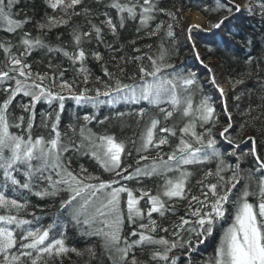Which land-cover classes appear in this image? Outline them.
I'll list each match as a JSON object with an SVG mask.
<instances>
[{"label": "snow or ice", "instance_id": "snow-or-ice-1", "mask_svg": "<svg viewBox=\"0 0 264 264\" xmlns=\"http://www.w3.org/2000/svg\"><path fill=\"white\" fill-rule=\"evenodd\" d=\"M19 3L20 0H0V22L7 25L6 31L17 41L0 43L3 53L0 94L4 97L0 100V264H56L58 257L70 251L82 255L66 244L69 227L82 237L98 238L102 253H107L111 264H177L173 250H181L188 264H192L191 257L214 233L219 234V240L204 264H264V156L258 152V147H264L259 144L264 138V126L244 141L251 148L242 151L232 133L246 125L233 123L227 101L221 99L228 123L218 133V142L214 135L220 123L216 97L206 88L211 87L222 98L227 93L218 86L214 75L200 81L194 71L168 62L180 47L174 24L165 26L161 21L150 33L161 38L158 55H140L141 50H135L137 54L132 62L140 63L137 73L128 77L131 83H125L105 65L102 71L106 79L96 77L103 91L100 87H87L91 77L86 66L88 57L102 63L101 45L110 52L118 50L107 41L108 32L115 37L118 29L136 20H139V32L161 14L178 21L176 11H166L161 6L163 0H108L107 3L93 0V4L87 0H46L47 7L60 15H45L37 24L43 35L33 36L25 30L31 18H13L18 15L14 9ZM101 6L105 11H100ZM113 10L116 19L111 14ZM204 10L215 13L217 18L207 30L189 25L185 36L193 56L201 64L203 59L195 50L194 32H206L209 44L229 52L235 51L231 45L237 42V37L243 40L240 50L255 44L254 35L249 38L244 34V28L251 27L244 20H258L264 27V0H248L244 5L235 0H212L211 7L205 5ZM101 16L104 19L99 24L93 22ZM75 18H83L84 23L74 22ZM61 26L69 28L70 40L65 43L60 33L53 44L47 34ZM93 42L96 49L84 47ZM33 52L48 58L53 84L57 76L60 81L58 90L45 86L47 73H33L28 62ZM61 56L77 75H83L82 90L74 91L75 79L65 80L67 69L53 63ZM120 59L126 61L123 56ZM145 59L148 66L143 64ZM245 63L259 66L260 74L264 75V57L258 60L248 52ZM118 71L123 73L124 68ZM255 74L253 67L248 76ZM244 83L243 79H235L234 89ZM258 84L264 93V81ZM194 94L201 96L195 105ZM19 96L27 98V102L18 105L22 114L16 116L11 109ZM66 99L85 109L128 107V113L117 110L116 118L135 116L140 131L126 139L115 133L96 134L88 125L94 121L105 124L111 117L98 120L95 112L86 110L82 117L75 116L76 123L67 125L71 136L67 131L62 133L60 125ZM240 99L239 95L235 96L237 103ZM261 101L264 102V96ZM41 102L48 104L51 111L40 114V126L46 134L34 135L36 106ZM142 103L153 110L151 114L148 108L139 107ZM251 113L249 108L247 114ZM253 119L259 122L258 118ZM13 128L17 132L11 131ZM221 144L227 148L222 150ZM129 145L138 156L134 169L122 162L123 156L132 155ZM162 146H169L171 151L162 152ZM150 151L157 152L151 160L144 154ZM229 157L234 163H228ZM80 158L94 161L104 173L115 178L104 180L89 173L83 164L78 171L72 170L73 159ZM248 158L252 159V165L244 168ZM213 164L214 168L210 167ZM197 174L201 178L192 184ZM147 180L153 181V188L145 186ZM193 187L198 194H193ZM32 197L59 199V215L47 226L40 224L41 217L34 212L32 219L22 218L21 214L29 207H37L30 203ZM184 200L188 201L184 215L165 226L163 221L167 216L177 214L174 202ZM126 224L130 230L125 236ZM138 248L147 251L146 262L136 256ZM86 251L95 255L91 248Z\"/></svg>", "mask_w": 264, "mask_h": 264}, {"label": "trees", "instance_id": "trees-1", "mask_svg": "<svg viewBox=\"0 0 264 264\" xmlns=\"http://www.w3.org/2000/svg\"><path fill=\"white\" fill-rule=\"evenodd\" d=\"M248 2V0H235L237 4L242 5L244 2ZM105 3L108 0H104ZM135 2V0H133ZM88 4H93V0H87ZM199 5V7L194 6ZM205 5L211 7L212 0H163L162 7L165 8L166 11H176L177 16L179 17L178 21H173L169 19L166 15H159L154 21L149 22V26L146 29H142L139 32L137 31L140 28L139 20L129 21L127 26L123 29H118L115 37L112 36L110 32L106 34V39L109 43H111L118 50L116 52H110L106 47L101 45L99 47V51L104 57V61L97 62L88 57V61L86 66L91 71V77L87 87L96 88L100 87L103 91L102 84H98L96 81V77H101L102 80L106 79L103 75L102 67L107 66L111 72L114 73L115 76H119L125 83H131L128 77H131L137 73V65L140 63L132 62V57L136 55V49H140V55H153L154 57L158 55V46L161 44L160 37L150 36V33L156 29V25L161 21L164 22L166 26L169 23L174 24V31L177 34V43H179L180 47L173 58L168 61L172 64L182 65L183 68H187L189 71H194L200 81H204L206 78H210L214 75L217 79L218 86L222 85L223 81H226L230 87L224 88L225 93H227L226 97H221L218 92H214L211 87H207L206 91L208 93L213 94L216 97V113L220 120L218 126L214 129V135L217 136L219 142L218 133L223 130L224 127L227 126V119L224 116L221 106V99H226L228 104V112L232 116L233 123L235 125H246L245 127H237L236 131L232 133L233 136L237 138V141L241 144L242 151H248L251 148V144H245L244 141L249 137L256 134V130L260 127L264 126V102L261 101V96H264L259 90L258 81H264V75L260 74L259 66H248L245 63V59L248 55V52H251L252 56L256 59H261L264 57V27L258 22V20L248 21L244 20L243 23L251 24V27L244 28V34L249 38L255 36V44L251 48H245L244 50H240L243 47V40L241 37H237L231 47L235 49V51L224 52L223 50H218L212 44L208 43V37L206 32H194L193 36L195 39V50L199 52L200 58L203 59V64L199 63L198 59L193 56V49L189 45L188 41L185 39L187 28L190 25V21L185 16V12L188 10L198 11L204 18L206 19V25L202 28L208 29L210 22L214 21L217 17L215 13L206 12L204 10ZM95 7V5H93ZM80 11V9H77ZM100 11H105L103 6L100 7ZM14 12L18 15H14V19H23L25 16L31 18V22L25 26V30L29 31L33 36L43 35L40 30L37 28V24L42 21V18L47 16H59L60 13L56 12L46 5V0H20V3L14 9ZM113 18L116 19V13L113 10L111 12ZM104 19V17L94 18L93 22L96 24L100 23V20ZM74 22L83 24V18H75ZM232 23H237V21H233ZM7 25L3 22H0V43L4 41H11L12 43H17L15 37L12 34H9L6 31ZM235 30V29H234ZM166 31V27L164 29ZM60 33H63V41L67 43L70 40L69 28L65 26H61L58 29H53L51 32H48V39L55 44L56 36ZM162 35V34H161ZM166 39V38H165ZM219 39V36L216 37ZM151 46V48L149 47ZM84 47L86 49H96V45L93 42L91 45L85 44ZM13 51H16L15 49ZM71 51V48H69ZM213 52V55H209V52ZM123 56L126 58L125 60L120 59ZM0 59H3V53L0 52ZM28 62L32 65L33 73L39 72L41 75L47 73V79L44 81L45 86L51 87L54 90H58L56 87L60 81L57 76L55 85L53 84V73L48 69V58L43 56V53L33 52ZM54 64H61L65 71V80L72 81L75 79L76 87L74 91L82 90L85 85L82 83L83 75H77L70 67L69 62L66 58L58 57ZM145 66L149 65V61L145 59L143 61ZM204 65L208 67L205 68ZM120 67L124 68V72L121 73L118 71ZM253 67L256 68V74L252 75L250 78L248 73L252 72ZM235 79H243L245 83L241 86H236L234 89ZM239 95L241 97L240 101L237 103L235 101V96ZM4 97L0 94V100ZM201 96L199 94L193 95V103L198 104ZM21 102H27V98L23 96L17 97L14 102V107L11 109L14 115H21V111L18 105ZM139 107H145L149 109V112L153 111L146 103H142ZM249 108L252 109L251 115H248ZM86 110H90L95 112L98 117V120H102L105 116H110L111 119L105 124H100L96 121L92 122L88 125V127L92 130V132L96 134H103L105 132L115 133L121 139H126L128 137H133L137 134L140 129L137 127L135 116L125 115L122 120H118L116 118V111H123L128 113L130 109L128 107L115 106V110H110L107 106H101L100 109H91L90 106L88 109L84 107L78 108L75 102L71 99H66L65 101V111L61 117V132L67 131L69 136L72 135L70 129L67 128L69 123H76L75 116L78 114L79 116H83ZM51 111L49 105L46 103H39L36 106V121L33 130L34 135L46 134L42 126H40V114L42 112ZM147 118V117H146ZM253 118H258L259 122H255ZM177 120L179 117L176 118ZM175 122V121H173ZM182 126V125H181ZM13 132H17V129H11ZM239 134V135H237ZM77 143L79 142V130L77 128L76 132ZM175 141H173V146ZM259 144L264 145V138H261ZM227 148L225 144H221V149L224 150ZM129 149L132 151V155L123 156L122 162L125 166L131 164L133 169L136 167V160L138 156L134 149H131V145H129ZM171 151L169 146H162V152L167 153ZM227 151H231V149H227ZM258 152L262 156H264V147H258ZM148 156L149 160L157 155L156 151H150L144 153ZM228 163H234L231 157L228 158ZM83 164L85 168L88 169V172L100 176L104 180L114 179L115 177L109 176V174L104 173L103 170L96 165V163L87 158L73 159L71 164L72 170H79V165ZM252 165V159L248 158L243 163L244 168H249ZM210 167L214 168V164L210 165ZM131 170V169H130ZM201 177L199 174L195 176L192 180V184H195L196 180H199ZM130 187L136 186L134 184H130ZM145 186L147 188H153L154 183L152 180L145 181ZM193 194H198L197 189L193 187ZM126 199V197H125ZM59 199H47L40 200L39 198L32 197L30 198V203L32 205H36L37 207H29L26 213H22V218L32 219V213L34 212L36 216L41 217L40 224L43 226H47L50 224L56 217L59 215L57 211V207L59 205ZM141 204H144V201H141ZM188 201H175L173 207L177 210L176 215H169L167 219L163 221L165 226H168L172 222L178 221L181 216L184 215V209L187 207ZM160 222V218L156 215L153 217ZM227 225H225L226 227ZM129 227L126 224L123 230V235H127L129 232ZM160 235H164V233H160ZM219 240V234L214 233V237H209L208 240L200 245L198 251L191 257L192 264H204V262L213 255L214 248L216 243ZM66 244L69 248H75L77 251L81 252L82 255H77L74 252H68L57 258L56 264H111V261L107 258V253H102L101 242L98 238L95 237H82L79 235L78 231L69 227L67 231V240ZM91 248L95 255H91L86 249ZM136 256L142 260L147 261L148 255L147 251H141L139 248L135 250ZM173 254L178 258L177 264H188L185 259L184 254L181 250H173Z\"/></svg>", "mask_w": 264, "mask_h": 264}, {"label": "rangeland", "instance_id": "rangeland-1", "mask_svg": "<svg viewBox=\"0 0 264 264\" xmlns=\"http://www.w3.org/2000/svg\"><path fill=\"white\" fill-rule=\"evenodd\" d=\"M246 3H248V2L245 1L242 5H244ZM195 12L196 11H193V10H188V11L185 12V16L190 21V24L191 23H195V22H193V18H194ZM196 13H198L199 15H201L198 11ZM201 17H202V21L200 23H196V24L199 25L202 28L204 25H206V19L202 15H201ZM219 87L224 89L225 87L226 88H229L230 85L226 81H223L222 85H219Z\"/></svg>", "mask_w": 264, "mask_h": 264}, {"label": "bare ground", "instance_id": "bare-ground-1", "mask_svg": "<svg viewBox=\"0 0 264 264\" xmlns=\"http://www.w3.org/2000/svg\"><path fill=\"white\" fill-rule=\"evenodd\" d=\"M197 12V11H196ZM195 12V14H194V18H193V22H195L194 24H196V23H200L201 21H202V17H201V15H199L198 13H196Z\"/></svg>", "mask_w": 264, "mask_h": 264}, {"label": "water", "instance_id": "water-1", "mask_svg": "<svg viewBox=\"0 0 264 264\" xmlns=\"http://www.w3.org/2000/svg\"><path fill=\"white\" fill-rule=\"evenodd\" d=\"M190 25H197V24L191 23Z\"/></svg>", "mask_w": 264, "mask_h": 264}]
</instances>
